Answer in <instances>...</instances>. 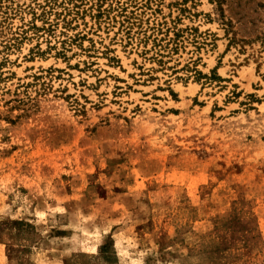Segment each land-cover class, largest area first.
Masks as SVG:
<instances>
[{
    "label": "rangeland",
    "instance_id": "rangeland-1",
    "mask_svg": "<svg viewBox=\"0 0 264 264\" xmlns=\"http://www.w3.org/2000/svg\"><path fill=\"white\" fill-rule=\"evenodd\" d=\"M0 264H264V0H0Z\"/></svg>",
    "mask_w": 264,
    "mask_h": 264
}]
</instances>
